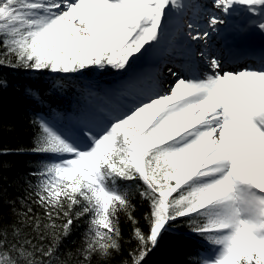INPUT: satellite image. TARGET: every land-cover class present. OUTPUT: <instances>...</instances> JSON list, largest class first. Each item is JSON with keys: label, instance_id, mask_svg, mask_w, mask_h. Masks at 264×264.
<instances>
[{"label": "snow or ice", "instance_id": "1", "mask_svg": "<svg viewBox=\"0 0 264 264\" xmlns=\"http://www.w3.org/2000/svg\"><path fill=\"white\" fill-rule=\"evenodd\" d=\"M257 32L264 0H0V95L20 72L86 94L71 124L37 111V159L0 174V264H147L181 225L208 246L191 264H264ZM108 71L121 79L81 80ZM23 94L45 103L38 83Z\"/></svg>", "mask_w": 264, "mask_h": 264}, {"label": "trees", "instance_id": "2", "mask_svg": "<svg viewBox=\"0 0 264 264\" xmlns=\"http://www.w3.org/2000/svg\"><path fill=\"white\" fill-rule=\"evenodd\" d=\"M113 73L115 72L108 71L103 74L92 72L86 75H89L92 80L102 79L101 81L108 82L114 79L110 76ZM8 79L15 86L9 87L0 95V151L4 149H11L12 151L0 155V164L3 165L0 167V174L11 181L28 169L29 162L37 159L27 151L33 146L34 136L37 132L36 126L32 123L34 114L37 111L48 114L49 108L56 112L66 109L76 111L77 107L82 105V99L86 94H81L82 88L79 83L76 89L68 88L59 94L50 91L48 85L52 77L49 74L35 78L34 74L31 73H8ZM30 82L38 83L43 89L44 104L38 105L23 94V89L28 87ZM74 117L69 116L71 120ZM9 191L11 192L12 189L9 188ZM147 210L146 204H137L135 214L142 227L145 225L142 216ZM121 220L124 238L127 241L131 232V225L125 217H121ZM79 231H83V226ZM193 237L194 235L190 234L187 226H179L177 232L169 233L165 237V241L159 250L150 254L147 258V264H191L195 253H197L196 250H191ZM73 239L78 243L79 234H76ZM68 247H75V245H68Z\"/></svg>", "mask_w": 264, "mask_h": 264}, {"label": "bare ground", "instance_id": "3", "mask_svg": "<svg viewBox=\"0 0 264 264\" xmlns=\"http://www.w3.org/2000/svg\"><path fill=\"white\" fill-rule=\"evenodd\" d=\"M258 36H261V35L258 33ZM252 37H255V35H253ZM261 38L264 40V37L261 36ZM162 56H163V54L160 53V54H159V57L153 62V66H154V67L156 66L155 64H156L157 62L161 61V57H162ZM149 70H150V69H149Z\"/></svg>", "mask_w": 264, "mask_h": 264}, {"label": "rangeland", "instance_id": "4", "mask_svg": "<svg viewBox=\"0 0 264 264\" xmlns=\"http://www.w3.org/2000/svg\"><path fill=\"white\" fill-rule=\"evenodd\" d=\"M120 79H121V77L119 79H117L116 81H114V82H111V83H108V84H103V85H109V84H112L113 85L115 82L119 81ZM106 87H108V86H106ZM61 123L62 124H65V123H63V121H61Z\"/></svg>", "mask_w": 264, "mask_h": 264}]
</instances>
